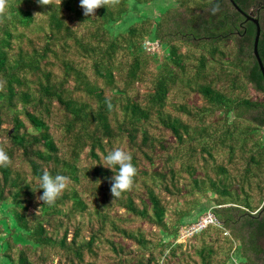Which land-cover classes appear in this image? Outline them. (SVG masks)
I'll return each instance as SVG.
<instances>
[{"label":"trees","instance_id":"1","mask_svg":"<svg viewBox=\"0 0 264 264\" xmlns=\"http://www.w3.org/2000/svg\"><path fill=\"white\" fill-rule=\"evenodd\" d=\"M232 1L258 21L264 68V0ZM131 7L151 8L118 32ZM255 35L229 0H108L89 16L79 0H6L0 264H264ZM115 147L137 169L119 197ZM44 171L69 177L53 204ZM208 212L221 227L179 241Z\"/></svg>","mask_w":264,"mask_h":264},{"label":"clouds","instance_id":"2","mask_svg":"<svg viewBox=\"0 0 264 264\" xmlns=\"http://www.w3.org/2000/svg\"><path fill=\"white\" fill-rule=\"evenodd\" d=\"M41 3V0H39ZM85 16L93 15L95 10L99 7H104L108 0H79ZM6 7V0H0V12H3ZM104 160L108 169L113 172L111 177V193L113 197H119L123 192L128 190L136 175L137 169L132 163V155L130 152L125 151L123 148L115 147L107 152L104 156ZM10 163V156L8 152L0 148V167H6ZM105 167V166H104ZM69 177L63 174H51L48 171H44L39 177V189H42V195L39 199L44 203L53 204L57 198L65 190Z\"/></svg>","mask_w":264,"mask_h":264},{"label":"built area","instance_id":"3","mask_svg":"<svg viewBox=\"0 0 264 264\" xmlns=\"http://www.w3.org/2000/svg\"><path fill=\"white\" fill-rule=\"evenodd\" d=\"M144 49L147 52H156L158 51V46L157 43L147 42L144 46ZM209 225L221 227V223L210 212L206 213L200 220L197 221V223H195L191 227L184 228L181 231L180 238L183 239L191 237L194 233L199 232Z\"/></svg>","mask_w":264,"mask_h":264},{"label":"water","instance_id":"4","mask_svg":"<svg viewBox=\"0 0 264 264\" xmlns=\"http://www.w3.org/2000/svg\"><path fill=\"white\" fill-rule=\"evenodd\" d=\"M231 2V4L233 5V7L240 13L242 14L244 17H246V20L248 21H251L255 27H256V35H255V38H254V43H253V55L256 59V62H257V65L259 67V70H260V73H261V76H262V79H263V84H264V68H263V65L260 61V58L258 56V53H257V45H258V39H259V34H260V28H259V24H258V21L256 19L253 18V13H249V15H245L243 14L237 6H235V4L233 3L232 0H229Z\"/></svg>","mask_w":264,"mask_h":264},{"label":"rangeland","instance_id":"5","mask_svg":"<svg viewBox=\"0 0 264 264\" xmlns=\"http://www.w3.org/2000/svg\"><path fill=\"white\" fill-rule=\"evenodd\" d=\"M150 8L151 7H137V8H132L131 7V14H133V15L132 16H129V17H125L123 19V21H122L121 26L118 27L117 31L119 30L118 32H121V31L125 30L132 22H134L135 19H134L133 16H136L139 11H142L145 14V12H147V10H150ZM151 10H152V14L153 15L154 14L157 15V12L155 11V6L152 7ZM190 217H193V215H191ZM181 240H182V238H180L179 241H181ZM0 262H1V260H0Z\"/></svg>","mask_w":264,"mask_h":264}]
</instances>
